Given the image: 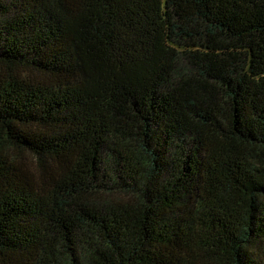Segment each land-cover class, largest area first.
Listing matches in <instances>:
<instances>
[{"label":"trees","instance_id":"trees-1","mask_svg":"<svg viewBox=\"0 0 264 264\" xmlns=\"http://www.w3.org/2000/svg\"><path fill=\"white\" fill-rule=\"evenodd\" d=\"M0 264H264V0H0Z\"/></svg>","mask_w":264,"mask_h":264}]
</instances>
